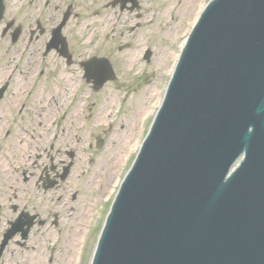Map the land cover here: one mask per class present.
<instances>
[{
    "label": "water",
    "instance_id": "water-1",
    "mask_svg": "<svg viewBox=\"0 0 264 264\" xmlns=\"http://www.w3.org/2000/svg\"><path fill=\"white\" fill-rule=\"evenodd\" d=\"M195 32L94 264H264V0H214Z\"/></svg>",
    "mask_w": 264,
    "mask_h": 264
},
{
    "label": "flooded vegetation",
    "instance_id": "flooded-vegetation-1",
    "mask_svg": "<svg viewBox=\"0 0 264 264\" xmlns=\"http://www.w3.org/2000/svg\"><path fill=\"white\" fill-rule=\"evenodd\" d=\"M24 4L22 14L31 11L32 29L43 34H51L67 10L75 15L71 0H39L33 9L32 0ZM22 92L0 100V264H64L50 250L53 234L67 243L91 209L87 182L71 172L62 178L70 151L76 155L69 146L81 139L58 133V98L46 96L38 106L40 97L26 101ZM25 140L30 154L21 149ZM18 218L23 223H12Z\"/></svg>",
    "mask_w": 264,
    "mask_h": 264
},
{
    "label": "rangeland",
    "instance_id": "rangeland-1",
    "mask_svg": "<svg viewBox=\"0 0 264 264\" xmlns=\"http://www.w3.org/2000/svg\"><path fill=\"white\" fill-rule=\"evenodd\" d=\"M206 1L208 0H155V3H150V6L138 19L134 14L125 12L129 22L130 20L131 22H137L136 20H138L142 23V26L134 31H128V28L123 26V23L118 25V28H120L117 32L118 37L125 35V39L129 41L128 39L132 36L131 40L137 46L134 50H131L132 48H130L126 51L123 44L125 40H122L121 42L117 41V38L111 34L109 28L99 27L100 24H98V28L96 27L97 24L89 26L87 31L85 28L84 33H79L78 31L73 30L67 32L72 45V52L74 53L76 64L67 68L69 74H65V76H60L59 74L56 75V80L60 86L64 87L67 83L66 79L70 76L72 85L80 83L83 74L80 62L96 53H107L108 56L110 55L113 59H116L114 60L117 72L116 80L108 82L98 92L94 91L87 84L83 85L81 82L82 87L79 93L76 94V87L72 92V94L75 95L73 97V102L74 99L75 102L72 103L71 97H67L66 104L57 107V118L59 122L69 127V129L71 127L74 128V130L70 129V131L74 132L76 135L77 133L79 135L80 133H83L85 139L83 146L88 140L89 133L100 134L102 136H105L106 134L105 145L101 150L93 154L95 158L93 162L96 164L98 163L100 168L111 170L117 165V145L122 137V129H127L129 127V123L142 109L143 105L146 104V97L152 89H156V96L151 97L150 103L152 105L156 102V98L154 99V97H157V92H159L160 89L163 91V87L167 83L169 76L168 71L170 65L173 63V55H177L180 51L181 43H183L187 36L197 10L201 8L203 4L205 5ZM15 5H17V3H15ZM98 5L100 6V3ZM189 5L191 8H188ZM78 12H80L79 9ZM76 22L77 20L73 19L72 25ZM47 37L48 35L40 36L30 50L27 48L28 44L25 40L24 43L20 42L18 45L12 44V47L10 48L11 41L9 36H2V34H0V59L3 58V55L6 53H9L10 55L16 53L17 55V53L19 54L22 51L23 53L26 52V56H28L29 51L32 52L33 49L36 50L37 57V54ZM26 38L27 36H24V39ZM147 47L152 50L150 61L144 59ZM167 53L170 54L168 58L165 56ZM59 69L62 71L61 65H59ZM56 72L59 73V70ZM53 80L54 78H50L47 83L41 85V91L38 92V96L43 92L45 94L49 93L52 96H56V98L60 100L62 99L56 93V87H54ZM46 86L52 87L49 92L46 91ZM84 94L87 96L85 107L88 109L86 111L82 110V115H86V117L89 115L87 118L90 123L88 129L82 128L79 130L80 127H76L77 125L66 122L65 117H67L72 110L71 103L73 106L76 105ZM111 98H113V102L111 103L112 106L110 107L112 113L110 114V117H108V121L106 123H104L105 120H103V122L99 121V125H94L93 121L96 119L97 115H99L98 112L100 107L104 102L106 103ZM32 106L36 107L34 104ZM152 116L153 115L146 119L144 118L145 120L143 119L144 121L142 120L140 122L139 132L132 138L135 137V139H137L140 136L141 139H143L144 135L142 134L146 135L148 132L153 120ZM81 119L83 121V117ZM133 144V150L135 151L133 152L136 153V151H138V146L136 142H133ZM116 149L117 151L115 155ZM127 157L128 156H126L124 161L121 162L116 171L118 178L119 175L124 174V163ZM126 170L127 168H125V171ZM94 242L95 238L92 241V247H94ZM60 244L61 241L59 245ZM73 250L75 249L73 248ZM66 254L71 253L63 252L60 259Z\"/></svg>",
    "mask_w": 264,
    "mask_h": 264
},
{
    "label": "bare ground",
    "instance_id": "bare-ground-1",
    "mask_svg": "<svg viewBox=\"0 0 264 264\" xmlns=\"http://www.w3.org/2000/svg\"><path fill=\"white\" fill-rule=\"evenodd\" d=\"M198 14V12L196 13V15ZM118 36V34H117ZM30 58L31 60H34L35 57H33V55L30 53ZM166 58H168L170 56V54H166L165 55ZM177 55H173V61L176 59ZM135 58V56H134ZM4 74L0 72V82L7 79V75H5L4 77H2ZM23 75V74H22ZM19 81V79H18ZM75 87L77 88L78 86L77 85H71V80L69 79L68 80V83H67V86L65 88H63V95L64 97L67 96V95H71L73 90L75 89ZM154 89L150 91V93H148V96L146 97V104L143 105L142 109L138 112L137 116L134 117V119L129 123V127L127 129H122V133H121V138L118 142V151L117 149L115 150V155H116V151H117V155H116V160L118 162H121L125 159V157L132 153L133 152V149H134V138H132L134 135H136L138 129H139V124L140 122L151 112L152 110V105L150 103V100H151V97L155 95L154 93ZM44 96H50V94H44V93H41L40 95V98L38 99V106L40 105L41 101L43 99H46L44 98ZM112 99V100H111ZM109 101H107L106 103L104 102L102 104V106L100 107V110L98 112L99 115H97L96 119H95V122L98 123L99 121L106 123L108 121V117H110V114L112 113V111L110 110V107L112 106L111 103L113 102V98H111ZM155 99V98H154ZM153 99V100H154ZM85 100H86V94L83 95V97L79 100V102L73 106V114H75L76 116H78V118L81 116V109L82 107L85 106ZM157 102H158V98H157ZM64 103V102H63ZM150 103V104H149ZM106 104V105H105ZM155 105L156 102L154 103ZM153 104V105H154ZM151 105V106H150ZM37 106V107H38ZM2 109H4V107H1ZM74 123H76V125L78 127H80V119H76L74 121ZM116 135V134H115ZM30 145V141L29 140H25L24 141V144L21 145V149L24 151V150H27L28 151V146Z\"/></svg>",
    "mask_w": 264,
    "mask_h": 264
}]
</instances>
